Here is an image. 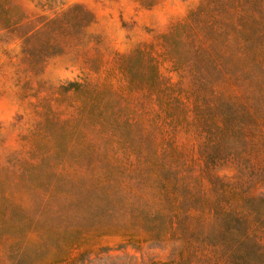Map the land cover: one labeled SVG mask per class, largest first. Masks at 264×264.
<instances>
[{
    "label": "trees",
    "instance_id": "1",
    "mask_svg": "<svg viewBox=\"0 0 264 264\" xmlns=\"http://www.w3.org/2000/svg\"><path fill=\"white\" fill-rule=\"evenodd\" d=\"M235 4L238 7L240 0ZM188 25L177 23L161 36L163 54L176 71L186 63L204 65L214 56L223 57V39L210 29L205 31L209 43L202 47ZM116 71L119 86L107 71L103 78L67 81L49 102L42 101L37 125L23 137L26 158L15 162L12 180L6 181L0 172V229L12 225L0 237V248L5 242L3 250L13 257V264H44V244L30 240L44 232L25 215V201L39 195H70L76 177L66 167L70 161L90 158L86 177L98 193L114 200L94 204L102 208L100 215L91 216L86 227L72 228L62 253L49 251L55 262H65L73 254L77 262L109 251L112 247L103 243L108 237L119 238L114 245L120 247L179 242L177 258L150 264H264V197L193 174L192 160L172 135L196 125L211 145L237 143L239 123L254 122L245 109H239L238 117L229 95L221 98L220 83L206 89L205 104L196 93L165 80L149 46L120 55ZM136 96L144 97L152 109L143 104L141 108ZM259 125V138L245 137L240 149L261 176L254 188L264 181V119ZM62 171L67 173L64 178ZM134 180L138 189L129 186ZM25 225L29 226L23 229Z\"/></svg>",
    "mask_w": 264,
    "mask_h": 264
},
{
    "label": "rangeland",
    "instance_id": "2",
    "mask_svg": "<svg viewBox=\"0 0 264 264\" xmlns=\"http://www.w3.org/2000/svg\"><path fill=\"white\" fill-rule=\"evenodd\" d=\"M235 1L0 0V172L5 180H12V173L17 171L15 162L26 158L28 147L23 137L37 125L36 111L42 101L49 102L59 85L103 78L107 71L115 76L120 55L149 46L165 80L196 93L205 104L209 95L206 89L220 83L221 98L228 94L231 103L237 104L238 117L239 109H245L254 121L239 123V141L231 140L222 147L209 144L196 125L184 132L173 131L175 141L192 160L193 174L264 197V181L254 188L261 177L258 169L240 151L245 137L259 138L263 131L259 121L264 119V0H240L238 7ZM182 21L188 22L190 33L202 47L209 43L205 31L213 30L223 39L219 44L223 57L214 56L204 65L186 63L182 70H174L163 54L161 36ZM93 59L97 60L94 66ZM111 81L119 86L116 76ZM134 100L140 107L143 104L152 109L144 97ZM50 105L62 110L54 103ZM69 163L66 168L76 177L70 195H39L25 201V215L39 223L36 226L44 232L30 239L44 244V264H150L177 258L179 242L173 239L120 247L114 245L119 238L107 237L103 243L112 247L109 251L85 255L77 262L72 260L75 254L65 262L52 260L49 251L62 253L71 241L72 228L86 227L91 216L100 215L102 208L100 211L94 204L114 200L98 193L86 177L90 158ZM44 168L40 167L41 171ZM59 174L63 178L67 175L63 171ZM129 186L139 188L136 180ZM121 219L118 217V222ZM10 226H2L0 237ZM4 246L2 242L0 264L15 263Z\"/></svg>",
    "mask_w": 264,
    "mask_h": 264
}]
</instances>
